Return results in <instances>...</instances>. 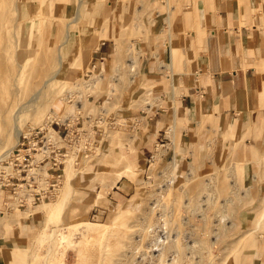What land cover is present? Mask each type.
<instances>
[{
    "label": "rangeland",
    "instance_id": "374dc122",
    "mask_svg": "<svg viewBox=\"0 0 264 264\" xmlns=\"http://www.w3.org/2000/svg\"><path fill=\"white\" fill-rule=\"evenodd\" d=\"M110 1L0 0V13L4 14V16L0 14V55H12H9L11 58L10 63L8 61L9 66H6L0 74V107L4 102L7 104L15 102L17 105L27 103L41 87L40 96L36 99L38 101L32 102L33 105H27V110L25 108L22 112L19 121L21 133L46 125L51 128L49 126L51 121L61 122L68 117L73 119L79 115L86 120V116L90 115L103 127L113 122L114 127L109 128L113 130L111 132H114L120 144L119 146L113 143L112 152L108 156L101 157V146L109 131L107 128V134L93 143L90 152L82 157L77 155L80 149L73 147L65 160L66 166H68L66 163L69 164L67 161L72 164L68 183L64 180L67 171L64 166L62 184L54 197L44 200L29 210L20 208L16 196L0 188V253L4 251L3 254L9 255L13 247H20L22 249L16 248L20 250L16 253L23 258L16 263L2 264H60V260L64 264H80L83 251L90 257L84 264H130L133 258L134 262L131 264H158L156 259L147 257L143 260L140 257L142 252L152 245L151 240L142 234L143 221L146 220L148 207L154 205L151 201L161 198L159 195L161 183H165L170 177L174 178L175 187L165 193L167 196H164V199L162 197L161 202L156 200L158 205L153 214L159 215L164 210H172L173 207L176 212L173 211L174 216L170 218L171 225L168 226L172 228V236L178 232L183 240L189 237L186 241L191 242L188 244L193 246V249L187 248L189 252L184 248L182 251L184 254L180 251L184 256L180 255L173 264H250L245 260L244 244L240 247L237 240L244 236L264 242V235L260 237L256 227L264 196V176H262L264 175V135H260L261 131H258V136L249 137L248 145L236 144L231 155L232 143L250 135L247 133L250 125H247L241 138L237 133L231 137L229 131L223 133V117L226 116L224 114H219L215 122L201 123V125L198 120H202L204 112L190 115L191 119L186 118L177 122L171 114V104L182 92L184 79L182 72L185 71L190 56V54L184 55L182 43L184 40L180 42L177 33L173 31L176 16L182 15L185 34L187 35L188 32L192 34L189 37V48L197 43L198 50L203 49L208 35V29L199 16L197 1L192 4L191 0H126L120 11L117 8V1L113 0L112 5ZM250 8L248 13L250 12L251 15L261 12V8ZM186 12L195 13L194 16L189 17ZM168 14L173 20V24L169 26L168 21L164 19ZM155 17L157 23L154 25ZM74 18L77 21H74ZM47 21L60 23L58 35L46 32ZM165 26L167 32L162 33L170 34L174 41H179L176 45L177 58L172 54V41L159 33ZM92 32L96 33V37L100 40L109 38L110 42L103 48V58L92 60L96 49L94 48L96 43L89 45ZM19 37L21 40L18 39ZM152 39H155L156 44L148 49L147 45ZM142 42L145 44L143 48ZM83 50L85 57L81 56ZM58 56H62L60 60ZM131 57L137 58V67L132 68L128 64ZM102 62H105L103 81L95 87L83 85L82 82L86 77L101 70ZM35 64L36 70L33 68ZM116 66L120 68V73L116 71ZM58 68L59 75L51 78L52 72ZM134 71L137 72V77L132 80ZM148 91H151V94L147 95ZM73 95L75 98L70 99ZM144 97L153 98L156 102L148 106ZM57 100H62L63 105L55 111L53 105ZM257 102L258 109L254 111L253 123L264 111V98L257 99ZM71 103L75 105L74 110L68 108ZM229 105L227 103L225 107ZM36 108L40 109L39 118L35 115ZM142 114L148 116L150 123L147 125L139 124L138 118ZM103 115L107 116V120L102 118ZM227 115L233 116V114ZM247 116V120H250V115ZM174 123L177 124L176 132H178L175 137L172 135ZM54 125L57 128V125ZM9 128L12 129L11 123L2 121L0 111V134ZM52 131V128L49 129L48 138L50 139V134L57 138L56 133ZM137 131L140 135L136 142L140 149L141 161L137 159L131 147L128 150L120 143L122 134L126 137ZM229 137L231 138L228 140ZM17 139L15 135H11L10 146L1 149L0 154L15 146ZM126 140L130 139L126 138ZM201 143L203 145L200 147ZM199 147L203 151L201 160L188 150ZM2 150L5 152L2 153ZM122 150L128 151L122 154L129 157L138 168L134 174L121 175L117 178L124 166L120 155ZM210 156L213 158L211 159ZM251 157L253 160L248 161L247 158ZM174 159L177 163L171 169L169 166ZM233 159L239 160L236 166L237 186H231L234 185L235 178L229 175L230 170H228ZM87 172L90 173L85 174ZM166 172L170 177H167ZM212 175L216 183L213 194L216 196L214 200L208 201L209 207H206L203 219L200 211L193 207L198 203L197 197L205 188L204 181ZM248 184L253 191L246 194ZM180 189L182 191H179ZM227 196H233V200L227 212V221L219 225L217 236L215 231H212L218 223L215 214ZM79 200L83 212L75 218H70L71 204L79 203ZM45 202H51V209L52 207L55 209V206L58 213L52 224L47 225L44 234V224L48 223L47 212L42 208ZM86 206L89 208L86 209ZM178 216L180 219L183 218V221ZM83 220L99 225L96 229L100 231L95 233V229L89 228L83 233L81 231L73 233L75 230L72 222ZM159 221L161 222L162 218ZM28 222L32 225L22 233L21 226ZM62 226L65 227V233L74 236L77 241L84 240L88 236L91 238L92 234L100 236L103 234L102 229L105 233L102 236L106 238L103 239L99 249L93 248L94 239L88 242L86 249L81 252L74 243L70 246L66 244V247L62 246L60 250H56V237ZM165 226L163 225L162 229H165ZM150 228L152 229V226ZM262 229L264 232V227ZM15 230L21 235L18 241L15 239ZM40 236L44 238L40 239ZM195 239L198 241L195 242ZM62 249L64 252H61ZM172 253V251L166 253L165 256L169 259L165 264L172 261L170 260ZM55 256L59 259L55 260ZM261 259L260 261V258H257L255 264H264V251Z\"/></svg>",
    "mask_w": 264,
    "mask_h": 264
},
{
    "label": "crops",
    "instance_id": "0c3cea01",
    "mask_svg": "<svg viewBox=\"0 0 264 264\" xmlns=\"http://www.w3.org/2000/svg\"><path fill=\"white\" fill-rule=\"evenodd\" d=\"M116 1L118 11L122 10L126 0ZM194 1H197L199 8L195 7L199 10L202 23L208 29V35L203 49L198 50L197 43L189 48V37L192 34L191 32L185 34L182 15L176 16L173 31L177 33L179 41L184 40V55L190 54V56L185 71L182 72V78H184L182 92L180 97L171 104V114L177 122L186 118L191 119L190 115H199L204 112L202 120H198L200 125L201 123L215 122L219 114H224L226 116L223 117V133L233 130L239 138L244 134H242L241 128L247 121V115H250V120H248L250 127L247 130L250 135L245 136L239 142L241 145L244 143L248 145L247 140L250 136L255 138L259 135L258 131L264 135V111L257 116L253 123L254 111L258 109L257 99L264 98V0H191L192 4ZM113 2L111 0L110 5ZM249 7L261 8V12L251 15L250 12L248 13ZM59 30L60 23L47 21L46 32L58 35ZM95 34L92 32L89 44L96 43L95 48L98 46L93 52L92 60L103 58V48L110 42L109 38L100 40ZM155 44V39H152L147 48L151 49ZM144 45L142 42V48ZM227 103L230 104L229 107H225ZM227 114H233V116ZM141 117L143 120L140 119ZM138 120L140 125L150 123L148 116L143 114ZM176 125L174 123L172 129L173 137L178 133ZM112 126L114 127V124ZM215 128L217 129V126ZM111 131L113 130L109 128L108 135L101 146V157L102 155L108 156L112 152L113 143L120 146L117 137ZM121 137L120 143L123 148L130 150L131 147L133 150L131 151L135 152L137 159L141 161L140 149L136 142L140 138L138 131L126 137L122 134ZM126 138L130 140L127 141ZM192 145L194 144L192 143ZM201 145L203 143L199 146L201 147ZM200 147L188 149L197 156L198 160H201L203 152ZM122 152L126 154L128 151L122 150ZM30 225H32L31 222L24 223L21 226V232L27 231ZM16 233L15 239L18 241L21 235ZM16 248L22 249L13 247L9 255L3 254L4 251H2L0 264L3 262L16 263L23 259L16 253L20 251Z\"/></svg>",
    "mask_w": 264,
    "mask_h": 264
},
{
    "label": "bare ground",
    "instance_id": "6f19581e",
    "mask_svg": "<svg viewBox=\"0 0 264 264\" xmlns=\"http://www.w3.org/2000/svg\"><path fill=\"white\" fill-rule=\"evenodd\" d=\"M9 1V0H8ZM139 10V9H138ZM138 10H137V12H138ZM5 12H7V11H5ZM4 12V13H5ZM172 12V11H171ZM2 13L3 12H1L0 14L2 15ZM187 14H188V16L190 17H192V16H194V13L195 12H186ZM77 14V13H76ZM79 14L80 13H78V15L77 16H79ZM161 14V12H159V15ZM157 15V14H156ZM173 15V14H172ZM2 16H4V14L2 15ZM35 16H36V14H35ZM76 16V15H75ZM175 16V15H174ZM185 16V15H184ZM6 17V16H5ZM4 17V18H5ZM136 17H138V13H136ZM188 17V18H189ZM7 18V17H6ZM77 18V17H76ZM76 18H74L73 20L74 21H77L76 20ZM172 18H174L173 16H172ZM164 19H166L167 21H168V26L169 25H171V24H173V20L171 19V15L170 14H168V15H166L165 17H164ZM190 19V18H189ZM22 20V19H21ZM42 20V19H41ZM3 21V20H2ZM31 21V20H30ZM72 21V20H71ZM157 21V17H155V20L153 21L154 23V25L157 23L156 22ZM189 22L191 21V20H188ZM192 22V21H191ZM66 26V25H65ZM167 26V25H166ZM163 27V28H161V31L159 32L160 33V35L162 34V36L163 37H165V36H167V38H168V40H170V41H172V54H174V57H176L177 58V44L179 43V41L178 42H176V41H174L173 40V38H172V35L170 36V34H164V33H162V32H167V27ZM22 27V26H21ZM23 32V31H22ZM21 34V33H20ZM22 36V35H21ZM28 37V36H27ZM48 37H50L51 38V36H48ZM22 38H23V36H22ZM18 39H20V37L18 38ZM21 40V39H20ZM25 40V39H24ZM32 40V39H31ZM31 40L29 41V42H31ZM66 40V39H65ZM23 41V40H22ZM27 41V40H26ZM19 42V41H18ZM166 42V41H165ZM181 42V41H180ZM23 43V42H22ZM48 43V42H47ZM182 43H184V42H182ZM20 44V43H19ZM29 44V43H28ZM30 44H32V43H30ZM20 45H23V44H20ZM20 45H18V47L20 46ZM33 45V44H32ZM31 45V46H32ZM30 46V45H29ZM97 47L98 46H96V49H97ZM22 48H23V46H22ZM21 48V50L22 51H24L23 49ZM33 49H34V47H32ZM95 48V47H94ZM18 49V48H17ZM26 49V48H25ZM28 49H29V47H28ZM6 50H7V48H6ZM8 51V50H7ZM28 51H30V49L28 50ZM27 51V52H28ZM32 51V50H31ZM3 52H4V50H3ZM25 53H26V51H24ZM7 53V52H6ZM10 53V52H9ZM50 53V52H49ZM26 54H28V53H26ZM25 54V55H26ZM46 54H48V53H46ZM45 54V55H46ZM9 55H11V54H9ZM9 55L7 54V55H0L1 56V58H0V74H2V71L4 70V68L6 67V66H9V64H8V61H9V63H10V60L9 59H11V58H9ZM24 55V56H25ZM49 55V54H48ZM58 55H60L59 54V51H58ZM12 56V55H11ZM81 56L82 57H85V52H84V50H83V52L81 53ZM19 57V56H18ZM26 57V56H25ZM27 57H29V56H27ZM44 57V56H43ZM60 57H62V56H58V58H59V60H60ZM13 59H14V57H12ZM24 59V58H23ZM15 60V59H14ZM21 60H22V58H21ZM184 60L186 61V57L184 58ZM193 60V59H192ZM129 65H130V67H132V68H134V67H137L138 66V63H137V58H134V57H131V59H129ZM23 63V62H22ZM25 64H26V62H24ZM60 63H61V61H60ZM186 63V62H185ZM27 65V64H26ZM25 65V66H26ZM76 65H79V64H76ZM23 68V67H22ZM34 70H36L37 69V66H36V64L34 65ZM25 69V68H24ZM116 71H120V68H118V66H116ZM59 72H60V69L58 68L57 70H55V71H53L52 73L53 74H51V78L53 77H56L57 75H59ZM104 72H105V62H102V68H101V70L100 71H96L94 74H91V76H89V77H86L84 80H83V82H82V84L83 85H85V86H88V87H95V86H97V84L98 83H101L102 81H103V78H104ZM120 73V72H119ZM137 73V72H136ZM136 73H135V71H134V74L132 75L133 77H132V80H135V78L137 77V75H136ZM20 80V79H19ZM19 85V84H18ZM40 93H41V87H40V90L38 89L37 90V92L35 93V95H34V97L33 98H30V100L27 102V103H24V104H19V105H17L15 102H9L8 104L7 103H3L2 105L3 106H1L0 107V111H1V115H2V121L3 122H10L11 123V127H12V129L11 128H9V130H7L6 132H4L3 134H0V152H1V149H3V148H6L7 146H10V143H9V141H10V136L11 135H15V137L16 138H18L17 139V142H16V144H15V146L17 145V143H18V141L21 139L20 137H21V135H23V134H27V133H29V132H27V133H21V126L19 125V121H20V117H21V115H22V112L25 110V108H26V110H27V105H33V103L32 102H34V101H38V100H36L39 96H40ZM149 94H151V91H148L147 92V95H149ZM65 97H67L66 95H65ZM144 99L146 100L145 102L148 104V106L149 105H151V104H153L154 102H156L155 101V99H153V98H150V97H144ZM48 100V99H47ZM80 101V100H79ZM43 102V101H42ZM76 102V101H75ZM74 103V102H73ZM62 105H63V102H62V100H57V101H55V103H54V105H53V107L55 108V111H58L59 110V108H61L62 107ZM82 105V104H81ZM73 107H75V105H73L72 103L68 106V108H69V110H72L73 109ZM80 108H81V106H79ZM30 107H28V109H29ZM53 108V109H54ZM71 108V109H70ZM76 109V108H75ZM74 110V109H73ZM39 111H40V109L38 108H36V110H35V115L38 117V113H39ZM43 111V110H42ZM41 111V112H42ZM76 111V110H75ZM39 118V117H38ZM140 119H142L143 120V118L141 117ZM49 121H47V123H48ZM247 125H250V123H249V121L247 120L246 122H245V124H244V126H242V128H241V132H242V134L244 133V131H245V129H246V127H247ZM49 126L53 129V131L56 133V136H57V138H55L54 137V135L52 134H50L49 136H50V140H52V141H59L60 140V134H59V132H58V130H57V128L55 127V125L53 124V122H50L49 123ZM30 127H31V125H30ZM33 128V127H32ZM36 128V127H35ZM42 128H49L47 125L46 126H43ZM51 128H49V129H51ZM55 128V129H54ZM10 130H12V132L10 131ZM52 131V132H53ZM21 133V134H20ZM229 134H231L230 136L232 137V135L235 133L233 130H229V132H228ZM20 134V136L18 137V135ZM173 134V133H172ZM260 135H261V132H260ZM231 137H229L228 138V140L231 138ZM237 139V138H236ZM239 140L238 141H236V142H233L232 143V146L230 147L231 148V150H232V154L231 155H233V151L235 150V148H236V144H239ZM12 146V145H11ZM15 146H13L11 149H7V151L5 152L4 150H2V153H4V154H0V161H1V159L4 157V156H6V154L9 152V151H11ZM10 148V147H9ZM73 148V147H72ZM80 148V147H79ZM4 151V152H3ZM116 152V151H115ZM121 153V152H120ZM239 153V152H238ZM121 155V159L124 161V166H123V168L119 171V173H118V177L117 178H119L121 175H130V174H134L135 172H136V170H137V166L129 159V157H127V156H125V155H123L122 153L120 154ZM252 156H253V152H252ZM210 158L212 159L213 157H211L210 156ZM253 157H251V158H247L248 159V161L249 160H253L252 159ZM210 159V160H211ZM69 160H70V158H69ZM239 160H237V159H233L232 160V162H231V165L229 166V168H228V170H230V173H229V175L230 176H232L233 178H235V182H234V185H231V186H237L238 185V180H237V170H236V166H237V164L239 163L238 162ZM67 162H69V164L68 163H66L68 166H66V179H64L66 182L69 180V176H70V174H69V169H70V166L72 165L71 163H70V161H67ZM177 162H176V160L174 159L173 160V162H172V164L169 166V167H171V169L175 166V164H176ZM169 167H168V169H169ZM32 169V168H31ZM35 169V168H34ZM36 171V169L34 170V171H32L31 170V172H35ZM167 174V177H170V174L168 173V172H166ZM170 173H171V170H170ZM168 174H169V176H168ZM172 174V173H171ZM191 175V174H190ZM213 175H214V173H213ZM210 176L209 178H207L205 181H204V189H203V192H201V194H199V197H197V204L193 207L194 209H197V210H199L200 211V215H202V217H203V219H204V217H205V211H206V207H209L208 205V201L209 200H212L215 196H214V194H213V191H214V189H215V185H216V183H215V178H214V176ZM256 175V174H255ZM165 176V175H164ZM172 176H173V174H172ZM252 176H254L253 174H252ZM262 176H264V175H262ZM166 177V176H165ZM232 178V179H233ZM189 179V178H188ZM191 179V178H190ZM253 180H254V178H253ZM116 181V180H115ZM164 182H165V180H164ZM68 183V182H67ZM68 185V184H67ZM254 185V184H253ZM185 186V185H184ZM172 187H175L174 186V178H172V177H170L169 179H167V181L165 182V183H161V186H160V191H159V195H160V199L159 198H155L153 201H151V203L152 204H154V205H150L149 207H148V211H146V213L148 214V218H146L147 217V214H145L146 215V217H145V219L146 220H144L143 221V223H144V230L142 231V234H143V236L144 237H148L150 240H151V242H152V245H151V248H148V249H146V250H144L143 252H142V256H140V257H142V259L144 260L145 258H147V257H150L151 259H156V260H158L157 261V263L158 264H165L166 263V260L168 261V259L169 258H166V253L167 252H169V251H172L173 253H172V255H170V257H172V259L170 258V260H172L171 262L169 261V262H167L168 264H173L174 262H175V260H177L178 258H179V256L180 255H183L184 254V252H182L183 250H184V248L185 249H187V248H191V249H193V246H190L188 243H190L191 244V242H187L186 240H188L189 239V237H188V239H186V240H183V239H181V238H183V237H181V235L179 236L178 235V232H176V235L175 236H172V228H171V226L170 227H168L169 225H171V221H170V218L172 217V216H174L173 215V211L174 212H176V210H174L173 209V207L171 208L172 210H168V211H162V213L161 214H155L156 215V217H154L155 215L153 214V212H155L154 210H155V208H157V203H158V201H160L161 202V199H162V197H163V199H164V196L166 197L167 196V194L165 195V193L167 192V191H169V189H171ZM179 187H181V186H179ZM1 188V187H0ZM182 188V187H181ZM176 189V188H175ZM184 189V188H183ZM179 191H182L181 189L179 190ZM251 191H253V188H249V184H248V187H247V190H246V194H248V193H250ZM170 193V192H169ZM181 193V192H180ZM157 196H158V194H156ZM156 196V197H157ZM52 197H54V196H52ZM52 197H50V198H52ZM162 199V200H163ZM156 200H158V201H156ZM214 200V199H213ZM233 200V196H227L226 198H224V200L222 201V203H221V205H220V209H218L217 210V212H216V214L215 215H217V221H218V223L217 224H215V227H213L212 228V231L214 232L215 231V234L218 236V233H219V229H220V224L222 223V222H225V220L227 221V219L226 218H228V215H227V212H228V210H229V207H230V202ZM157 202V203H156ZM159 202V204L161 205V203ZM187 202H188V200H187ZM190 202V201H189ZM212 202V201H211ZM81 202H80V200H79V203H72L71 204V207H70V211H69V217L70 218H75V217H77L78 215H80L83 211H82V209H83V206L80 204ZM44 205L42 206V208L43 209H45V211L47 212V219L48 220H46L48 223L46 224H44V227H43V229H44V234L46 233V231H47V225H51L52 224V221H53V219L56 217V215H57V211L58 210H55V209H57L55 206H54V208L55 209H53V207H52V209H51V202L49 203V202H45V203H43ZM262 205H260V208H261V211H260V213H259V215H258V218H257V224H256V227H257V229L259 230V232H260V237H262L263 235H264V232H263V227H264V196H263V200H262V203H261ZM93 205V204H92ZM186 205V204H185ZM52 206H53V204H52ZM59 206V204H57V207ZM41 207V206H40ZM159 207V206H158ZM59 208V207H58ZM86 209H88L89 208V206L87 207H85ZM189 208H190V205H189ZM159 209V208H158ZM186 209H187V207H186ZM55 210V211H54ZM177 210H179V209H177ZM192 210V209H191ZM188 211V210H187ZM60 213V212H59ZM159 213V212H158ZM190 213V212H189ZM153 214V215H152ZM180 214V213H179ZM199 214V213H198ZM199 215V216H200ZM151 217V218H150ZM152 217H153V219H152ZM188 217V216H187ZM3 218V217H2ZM160 218H162V221L160 222L159 221V219ZM178 218H179V216H178ZM174 219V218H173ZM180 219V218H179ZM189 219V218H188ZM172 220V219H171ZM180 220H182L183 221V218L182 219H180ZM173 222V221H172ZM184 222H185V220H184ZM100 223V222H99ZM180 223V222H179ZM234 223V221H232V224ZM72 224H73V229L75 230L73 233H76V231H81V233H83V231H85V230H87L88 231V229L89 228H93V229H95V233H97L98 231H100V230H98V229H96L97 228V226H99V225H93V223L92 222H89V221H85V220H83V221H73L72 222ZM163 225L165 226V229H162L163 228ZM180 225H182L181 223H180ZM191 225V224H190ZM196 225V224H195ZM150 226H152V229L150 228ZM196 227H197V225H196ZM180 228H181V226H180ZM194 228H195V226H194ZM65 227L64 226H62L61 228H59V230H58V233H57V237H56V245H55V247H56V250H60V247H62V246H64V247H66L67 245L66 244H68L69 246L70 245H72L73 243H74V245H76L77 246V248H78V250L81 252L83 249H86V247H87V244H88V242H90L91 240H94L95 239V243L93 242V244H95V245H93V248H101V245H102V241H103V239L104 238H106V237H103L102 235H104L105 233H104V230L102 229V231H103V234L102 235H100V236H97V235H94V234H92L91 235V238H90V236H88V237H86L84 240H79V241H77V240H75L76 238H73V237H71V236H69L70 234H66L65 233ZM189 229V228H188ZM152 230V231H151ZM160 230H164V231H160ZM126 231V230H125ZM106 232V231H105ZM127 232V231H126ZM151 232H153V233H151ZM190 232V231H189ZM193 232H195V231H193ZM85 233V232H84ZM181 233H183V232H181ZM188 234V233H187ZM214 234V233H213ZM137 235V234H136ZM183 235H185L184 233H183ZM42 236H43V234H42ZM42 236H40L41 238L40 239H42V238H44V237H42ZM189 236V235H188ZM143 237V238H144ZM181 237V238H180ZM140 239H141V237H139ZM147 238V239H148ZM187 238V237H186ZM214 238H216V237H214ZM138 239V238H137ZM144 240V239H143ZM183 240V241H182ZM190 241V240H189ZM195 242L196 241H198V239H195L194 240ZM141 242V241H140ZM237 242L240 244V247L244 244V252L243 253H245V255H246V258H245V260L247 261V262H250V264H255L256 262V259L257 258H260V261L262 260L261 259V255H262V253H263V251H264V242L262 243L261 242V240H259V239H255L254 237L253 238H246V237H244V236H242L240 239H238L237 240ZM137 243H138V241H137ZM139 244V243H138ZM141 245H144V244H141ZM150 246V245H149ZM137 249V248H136ZM135 249V250H136ZM155 251H157L158 253L157 254H155L154 252ZM183 253H181V252ZM187 251L189 252V250L187 249ZM61 252H64V250L62 249L61 250ZM178 252H179V254H178ZM193 252V251H192ZM57 253L55 252L54 253V255H56ZM185 254H187V253H185ZM231 254H233V253H231ZM234 255V254H233ZM232 255V256H233ZM81 256H83V257H80L81 259H80V264H84L85 263V261H87V259L88 258H90V257H88L87 256V254H85L84 253V251L81 253ZM167 256H169V255H167ZM184 256V255H183ZM187 256H188V254H187ZM59 257V256H58ZM182 257V256H181ZM186 257V256H185ZM55 258V260H56V256L54 257ZM57 259H59V258H57ZM61 259V258H60ZM131 259V258H130ZM136 259V258H135ZM53 260V259H52ZM55 260H54V262H55ZM149 260V259H148ZM182 260V259H181ZM59 260H57V262H58ZM150 261V260H149ZM188 261V260H187ZM51 262H53V261H51ZM50 262V263H51ZM53 262V263H54ZM60 264H64L63 262H62V260H60ZM128 262H129V260H128ZM134 262V258L133 259H131L130 260V264L131 263H133ZM189 262V261H188ZM180 263H183V262H180ZM186 263V262H185Z\"/></svg>",
    "mask_w": 264,
    "mask_h": 264
},
{
    "label": "built area",
    "instance_id": "2783aa9c",
    "mask_svg": "<svg viewBox=\"0 0 264 264\" xmlns=\"http://www.w3.org/2000/svg\"><path fill=\"white\" fill-rule=\"evenodd\" d=\"M75 96H70V99ZM82 118V119H81ZM107 120V116H102ZM60 134L59 141L48 138L49 128L36 127L21 135L17 145L0 161V187L16 196L18 205L24 210L38 205L54 196L62 184V170L68 152L79 148L82 157L103 138L113 123L107 127L98 124L90 115H82L55 121ZM35 168V172H31Z\"/></svg>",
    "mask_w": 264,
    "mask_h": 264
}]
</instances>
